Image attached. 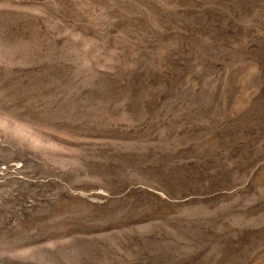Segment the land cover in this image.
Wrapping results in <instances>:
<instances>
[{"label":"rangeland","instance_id":"obj_1","mask_svg":"<svg viewBox=\"0 0 264 264\" xmlns=\"http://www.w3.org/2000/svg\"><path fill=\"white\" fill-rule=\"evenodd\" d=\"M0 264H264V0H0Z\"/></svg>","mask_w":264,"mask_h":264},{"label":"bare ground","instance_id":"obj_2","mask_svg":"<svg viewBox=\"0 0 264 264\" xmlns=\"http://www.w3.org/2000/svg\"><path fill=\"white\" fill-rule=\"evenodd\" d=\"M36 137V136H35ZM43 146V145H42Z\"/></svg>","mask_w":264,"mask_h":264}]
</instances>
